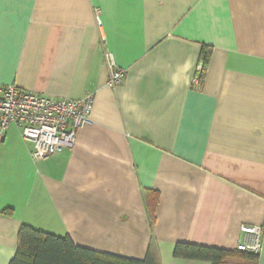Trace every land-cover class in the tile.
I'll list each match as a JSON object with an SVG mask.
<instances>
[{
    "label": "crops",
    "instance_id": "crops-1",
    "mask_svg": "<svg viewBox=\"0 0 264 264\" xmlns=\"http://www.w3.org/2000/svg\"><path fill=\"white\" fill-rule=\"evenodd\" d=\"M0 85L94 97L75 145L45 159L16 125L0 134V264L22 225L138 260L154 241L160 264H213L178 243L239 255L241 228L264 227V0H0Z\"/></svg>",
    "mask_w": 264,
    "mask_h": 264
},
{
    "label": "built area",
    "instance_id": "built-area-1",
    "mask_svg": "<svg viewBox=\"0 0 264 264\" xmlns=\"http://www.w3.org/2000/svg\"><path fill=\"white\" fill-rule=\"evenodd\" d=\"M96 20L101 27L98 15ZM106 59L111 69L108 85L115 88L125 78L126 70L116 67L111 53L106 54ZM204 70V63L200 61L192 81L195 88L202 86ZM93 106V95L79 99H53L15 85H0V134L16 125L21 136L33 144V159L42 160L75 145L79 130L91 123ZM241 230L244 239L238 250L259 254L264 227L245 225Z\"/></svg>",
    "mask_w": 264,
    "mask_h": 264
},
{
    "label": "trees",
    "instance_id": "trees-1",
    "mask_svg": "<svg viewBox=\"0 0 264 264\" xmlns=\"http://www.w3.org/2000/svg\"><path fill=\"white\" fill-rule=\"evenodd\" d=\"M205 70L202 74L203 81L206 75L208 51L202 49L200 59ZM158 192L144 191V201L150 222L155 221V211L158 203ZM239 255H232L230 251L215 247L200 246L190 243H178L174 255L181 258L212 261L213 264H226V257H239L255 264L259 254L238 250ZM9 264H160L156 253L155 242L152 241L146 257L143 260L126 258L108 253H99L91 249L77 246L70 236H57L37 230L29 225H22L18 234L17 251Z\"/></svg>",
    "mask_w": 264,
    "mask_h": 264
}]
</instances>
